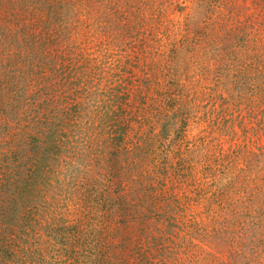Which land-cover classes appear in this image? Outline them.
I'll return each instance as SVG.
<instances>
[{
    "label": "rangeland",
    "instance_id": "rangeland-1",
    "mask_svg": "<svg viewBox=\"0 0 264 264\" xmlns=\"http://www.w3.org/2000/svg\"><path fill=\"white\" fill-rule=\"evenodd\" d=\"M0 184V264H264V0H0Z\"/></svg>",
    "mask_w": 264,
    "mask_h": 264
},
{
    "label": "trees",
    "instance_id": "trees-1",
    "mask_svg": "<svg viewBox=\"0 0 264 264\" xmlns=\"http://www.w3.org/2000/svg\"><path fill=\"white\" fill-rule=\"evenodd\" d=\"M43 18H44V17H43ZM2 179L4 180V182H5L6 186H7V188L10 187V186H12V185H11V182L8 181L7 178H3V177H2ZM1 184H2V183H1ZM1 184H0V186H1ZM169 211H170V210H168V209L166 208V210L162 212V214H161L160 217H165L166 219H170V217H169V215H168V212H169ZM138 217H142V216H138ZM234 227H235V225H234Z\"/></svg>",
    "mask_w": 264,
    "mask_h": 264
}]
</instances>
